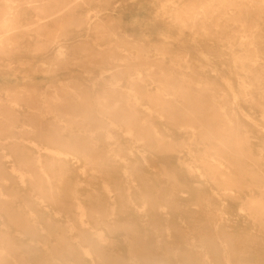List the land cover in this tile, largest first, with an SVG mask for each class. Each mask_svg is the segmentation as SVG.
I'll return each instance as SVG.
<instances>
[{
  "label": "rangeland",
  "instance_id": "obj_1",
  "mask_svg": "<svg viewBox=\"0 0 264 264\" xmlns=\"http://www.w3.org/2000/svg\"><path fill=\"white\" fill-rule=\"evenodd\" d=\"M80 1L11 3L15 28L0 44V264H264L252 205L264 199V0ZM201 3L218 10L188 20ZM152 78L183 92L151 102ZM210 119L219 137L196 123ZM235 136L242 153L216 139ZM213 156L241 187L214 178Z\"/></svg>",
  "mask_w": 264,
  "mask_h": 264
},
{
  "label": "bare ground",
  "instance_id": "obj_2",
  "mask_svg": "<svg viewBox=\"0 0 264 264\" xmlns=\"http://www.w3.org/2000/svg\"><path fill=\"white\" fill-rule=\"evenodd\" d=\"M54 1V0H53ZM90 1V0H89ZM93 1V0H92ZM92 1H90V2H92ZM96 2L98 1V0H95ZM254 1L255 0H249V4H248V6H250V7H253V6H255V3H254ZM2 2H3V8H2V12H1V20H0V27L3 29V31L2 32H0V44L1 43H8L9 42V39L10 38H8L11 34H12V32H13V29L15 28V25H14V21H15V10L13 9V6L11 5V3H12V0H2ZM72 2H81L80 0H72ZM94 2V1H93ZM52 3V2H51ZM60 3V2H59ZM66 3H68L67 1H66ZM81 3H83V2H81ZM87 3V2H86ZM30 4V3H29ZM40 4V3H39ZM88 4V3H87ZM91 4V3H90ZM89 4V5H90ZM31 5V4H30ZM55 5V4H54ZM56 5H57V3H56ZM85 5V4H84ZM60 5H58V7H59ZM72 6V5H71ZM71 6H70V8H71ZM82 6V5H81ZM51 7H52V5H51ZM55 7V6H54ZM74 7V6H73ZM77 7V6H76ZM78 7L80 8V6H79V4H78ZM97 7V6H96ZM133 7V6H132ZM56 8V7H55ZM61 7H59V9H60ZM63 8V7H62ZM93 8V7H92ZM95 8V7H94ZM93 8V9H94ZM141 8V7H140ZM28 9V8H27ZM58 9V10H59ZM78 9V8H77ZM90 9H91V7H90ZM92 9V10H93ZM208 8L207 7H205L204 5H202V3L200 4V6H194L192 9H190L189 11H188V14H187V19L188 20H190V21H192V22H196V21H198L200 18H203V19H200V20H210L209 19V17H206L205 15H206V13H207V11H210V12H212V13H215L218 9L217 8H215L214 7V5L210 8V10H207ZM74 10V9H73ZM97 10H99V9H97ZM34 11V10H33ZM55 11V10H54ZM65 11V10H64ZM71 11H72V8H71ZM76 11V10H75ZM53 12V11H52ZM239 12H241L240 10H239ZM69 13V12H68ZM78 13V12H77ZM76 13V14H77ZM84 13V12H83ZM82 13V14H83ZM102 13H105V12H102ZM211 13V14H212ZM65 14V13H64ZM66 14H67V12H66ZM70 14H71V12H70ZM79 14V13H78ZM80 14H81V12H80ZM87 14V13H86ZM39 15V14H38ZM61 15H62V13H61ZM72 15H74L73 13L71 14V15H69V16H72ZM58 16H60L59 14H58ZM81 16H83V15H81ZM108 16V15H107ZM202 16V17H201ZM24 17V16H23ZM66 17V16H65ZM73 17V16H72ZM72 17H70V18H72ZM79 17V16H78ZM25 18V17H24ZM55 18V17H54ZM59 18V17H58ZM75 18V17H74ZM91 18V17H90ZM21 19H22V16H21ZM52 19H53V17H52ZM56 19H57V17H56ZM78 19V18H77ZM81 18L79 17V19L78 20H80ZM98 19V18H97ZM108 19V18H107ZM29 20V19H28ZM49 20V19H48ZM75 20H76V18H75ZM94 20V19H93ZM19 21V20H18ZM17 21V22H18ZM74 21V20H73ZM29 22V21H28ZM46 22V21H45ZM50 22V21H49ZM89 22V21H88ZM87 22V23H88ZM99 22V21H98ZM19 23H21L20 21H19ZM24 23H26V22H24ZM47 23V22H46ZM90 23V22H89ZM23 24V23H22ZM19 25V24H18ZM34 25V24H33ZM54 25V24H53ZM52 25V26H53ZM92 25V24H91ZM50 26V25H49ZM90 26V25H89ZM88 26V27H89ZM93 27V26H92ZM35 28V27H34ZM46 30V29H45ZM36 31H38V30H36ZM43 31V30H42ZM41 32V31H40ZM94 33V32H93ZM32 35V34H31ZM52 35V34H51ZM27 36H28V34H27ZM30 36V35H29ZM34 36V35H33ZM100 36V35H99ZM31 37V36H30ZM29 37V38H30ZM112 37V36H111ZM81 38V37H80ZM28 39V38H27ZM57 39V38H56ZM59 40V39H58ZM63 40H65V39H63ZM62 40V41H63ZM113 40V39H112ZM61 41V42H62ZM32 42V41H31ZM57 42V41H56ZM74 42V41H73ZM50 43V42H49ZM101 43V42H100ZM26 44V43H25ZM24 44V45H25ZM29 44V43H28ZM62 44V43H61ZM22 45V44H21ZM20 45V46H21ZM55 45V44H54ZM60 45V44H59ZM103 45V44H102ZM19 46V45H18ZM23 46V45H22ZM22 46H21V49H23L22 48ZM28 47V46H27ZM55 47V46H54ZM16 48V47H15ZM53 48V47H52ZM88 48H89V46H88ZM20 49V50H21ZM59 49V48H58ZM25 51H26V49H24ZM51 50V49H50ZM123 50V49H122ZM23 51V50H22ZM78 51V50H77ZM28 52V51H27ZM52 52V51H51ZM69 53V52H68ZM125 53V52H124ZM39 54V53H38ZM58 54H59V58H62L63 56H64V51H59L58 50ZM41 55V53L39 54V56ZM71 55V54H70ZM33 56V55H32ZM46 57H47V55H46ZM45 57V58H46ZM53 57V56H52ZM56 58V57H55ZM73 58V57H72ZM137 59V58H136ZM135 59V60H136ZM41 60V59H40ZM39 60V61H40ZM60 60V59H59ZM72 60V59H71ZM117 59H115V61H116ZM123 60H127L126 58H124ZM114 61V60H113ZM100 62V61H99ZM56 63H58V62H56ZM32 64V63H31ZM30 64V65H31ZM34 65V64H33ZM113 66H114V64H113ZM119 66L120 65H116V67H118L119 68ZM1 67V66H0ZM107 67V66H106ZM3 68V67H2ZM5 68V67H4ZM137 68V67H136ZM29 69V68H28ZM138 69V68H137ZM136 69V70H137ZM147 69H149V67H147ZM26 71V70H25ZM28 71V70H27ZM62 72V71H61ZM115 72V71H114ZM127 73V72H126ZM150 77H152V76H150ZM258 77H261V76H258ZM257 77V81L259 82V83H261L264 79L263 78H258ZM138 80H143V78H137ZM155 82H156V84H157V93L159 94L158 96H156V97H148V99L151 101V102H160V101H162L163 100V98H164V96L165 95H175L177 92L178 93H181V92H183V91H176V90H170L169 88H167V87H169V86H171V85H173L172 84V82L170 81V80H157V79H154V78H152ZM43 81V80H42ZM43 83V82H42ZM19 84V83H18ZM35 84H37V83H35ZM40 84V83H39ZM46 84V83H45ZM5 85V84H4ZM183 85V84H182ZM12 86V85H11ZM14 86V85H13ZM16 86V85H15ZM40 86V85H39ZM6 87V86H5ZM17 88V87H16ZM19 91V90H18ZM131 91H134L133 89H131ZM3 92V91H2ZM5 92V91H4ZM135 93V92H134ZM19 94V93H18ZM39 97V96H38ZM43 98H44V100L45 101H49L50 99L47 97V98H45L44 96H43ZM40 99V98H39ZM135 99V101H139V97H135L134 98ZM178 99V98H177ZM175 97H174V101H178ZM11 100V99H10ZM53 100H55L54 98H53ZM119 100V99H118ZM126 100H130L129 98H127ZM189 102H192L191 100H193L194 102L193 103H195L196 102V104H198V102H202L203 100H198V99H191L190 97H188V99H187ZM3 102V101H2ZM82 105V104H81ZM47 106L48 105H46V108H47ZM118 106V105H117ZM115 106L116 108H118V109H120L121 107L120 106ZM84 107V106H83ZM195 107H197L198 109H199V106H195ZM49 109H50V107H49ZM86 109V108H85ZM71 110V109H70ZM50 111V110H49ZM48 111V108H47V112H49ZM51 111H52V109H51ZM191 112L192 113H187V115L186 116H190V117H193V118H199V116L197 115V111H192L191 110ZM90 113V112H89ZM131 114V113H130ZM39 115V114H38ZM41 115V114H40ZM114 117H117V116H120V117H129V115L127 114V115H125L124 113H122V112H118V113H114V114H112ZM132 115V114H131ZM170 115H173V114H170ZM190 117H189V119H190ZM89 118V117H88ZM7 119V118H6ZM187 121H188V119H186ZM223 120V119H222ZM62 121V120H61ZM185 121V120H184ZM228 122H230V121H228ZM116 123L117 122H113V121H111L110 122V124H112V125H116ZM123 123H125V124H128V122H123ZM196 123H199V124H206V127L205 128H207V132H209V134H214V133H217V137H219V132H216L215 130H214V128H212V124H214V122H213V120H203V121H197L196 120ZM135 123H131L129 126H128V130H131V129H133V125H134ZM185 127V128H189V130L191 131V133L192 134H194L195 133V130H194V122H186V123H180V127ZM135 130V129H134ZM142 131V130H141ZM90 132V134L93 132V130H91V131H89ZM107 133V136L108 137H111V132L110 131H107L106 132ZM221 133V132H220ZM144 134V133H143ZM210 138H213V137H210ZM217 140H218V142H219V144H220V146H221V148L222 147H224V146H227L229 143H232V145L237 149V151L238 152H243V150H244V141H242L241 139H239L237 136H235L234 138H232V139H229V140H227V141H223V139H221V138H216ZM246 142V141H245ZM214 145V144H213ZM221 150H223V149H221ZM227 150V149H226ZM229 150V149H228ZM215 155V154H214ZM229 155H231V154H229ZM237 155V154H236ZM219 156V155H218ZM224 156V155H223ZM219 157H221V156H219ZM236 157V156H235ZM143 158H145V157H143ZM208 159V158H207ZM222 159V158H221ZM221 159H219V160H221ZM234 159V158H233ZM145 160V159H144ZM213 160H216L217 161V163H216V165H214L213 166V171L212 170H210V171H212V172H214L213 173V176H214V178L215 179H217V175L219 176V178H220V180H221V182H223V183H226V181L225 180H227V182H228V185H230V186H234V185H237V187H241L242 185L241 184H237L235 181V179H237L236 178V176H235V174H237V173H234V171H232V172H230L229 171V173H227V175L225 174V173H222V172H220V167H221V165H222V162H218L219 160H217L214 156H213ZM227 160V159H226ZM232 160V159H231ZM236 158H235V161L233 162V161H231V162H229L230 163V165H229V168L234 164V163H236ZM136 162V161H135ZM213 162V161H212ZM206 163V162H205ZM214 163V162H213ZM238 163V162H237ZM208 164V163H207ZM210 164H212V163H210ZM239 164V163H238ZM32 165V164H31ZM52 165H54V166H56V163L55 162H51V166ZM240 165V164H239ZM135 166V165H134ZM238 166V165H237ZM112 167H116V165H113ZM124 168H126L125 166H124ZM137 168V167H136ZM135 168V169H136ZM246 168V167H245ZM127 169H128V167H127ZM138 169V168H137ZM208 169H209V167H208ZM125 171L123 172L125 175L124 176H128L129 175V170H126V169H124ZM134 170V169H133ZM1 171V170H0ZM24 171V170H23ZM29 171V170H28ZM50 172H52L53 170L51 169V170H49ZM241 168H239V171H238V173H239V175L241 176V174H243V173H241ZM16 172V171H15ZM21 172V171H20ZM30 173H32V172H30ZM106 173V172H105ZM241 173V174H240ZM32 175V174H31ZM249 175H251L252 176V178H257V177H260L261 175L258 173V172H255V173H253V174H249ZM121 173H120V175H119V178L120 177H124ZM239 177V176H238ZM119 178H116L115 180H119ZM240 178V177H239ZM243 178V177H242ZM241 178V179H242ZM250 178V177H249ZM40 180H41V178H39ZM49 179V178H48ZM47 179V180H48ZM214 179V180H215ZM251 179V178H250ZM246 180H248V179H246ZM254 180V179H253ZM252 180V182L254 183L255 181H253ZM249 182H250V180H249ZM163 184H165V183H163ZM42 185V184H41ZM148 187V186H147ZM150 189V188H149ZM229 191L230 190H232L233 189V187H230V188H227ZM58 190V189H57ZM104 190H105V195H104V198H105V200L107 199V197L109 198V197H112L111 195H110V192H111V188L110 187H106V188H104ZM0 194H2V193H0ZM251 194V193H250ZM154 195V194H153ZM162 195V194H161ZM161 195H160V198H161ZM262 195V194H261ZM17 196V195H16ZM73 196V195H72ZM71 196V197H72ZM127 196L129 197V198H132V194H127ZM155 196V195H154ZM164 196V195H163ZM128 197H127V199H128ZM152 196H150V198H151ZM261 197V196H260ZM236 198V197H235ZM262 199H260L259 201H253V203H252V205H253V207H258L260 210H261V215L263 216V218H264V199H263V197H261ZM89 199V198H88ZM72 202L74 203H76V202H79L80 200L77 198V197H75V196H73L72 197ZM104 200V201H105ZM108 200H110V199H108ZM123 200V199H122ZM153 200V199H152ZM256 200V199H255ZM90 201L92 202L93 201V199H90ZM59 202V201H58ZM60 202H61V200H60ZM96 202H98L99 204H101L102 205V203L103 202H100V201H96ZM108 202V201H107ZM90 203V202H89ZM106 203V202H105ZM72 204V203H71ZM209 204H210V202H209ZM242 204V203H241ZM59 205V204H58ZM106 205H107V203H106ZM128 205H129V203H128ZM208 205V204H207ZM249 207V206H248ZM208 209V208H207ZM206 210V209H205ZM256 210V209H255ZM151 211V210H150ZM153 211H154V209H153ZM91 212H93V213H98V214H103V213H105V211L103 212V210L102 209H92L91 210ZM103 212V213H102ZM155 212V211H154ZM153 213V212H152ZM160 214V213H159ZM76 215L78 216V213H76ZM152 215V214H151ZM153 216V215H152ZM151 216V217H152ZM157 215L155 214V216L154 217H156ZM234 220V219H233ZM194 221V220H193ZM199 221V220H198ZM197 221V222H198ZM136 222V221H135ZM140 222V221H139ZM230 222V221H229ZM173 224V223H172ZM139 225V224H138ZM154 225H155V223H154ZM182 225V224H181ZM156 226V225H155ZM174 226V225H173ZM199 226H200V224H199ZM218 226H220V225H218ZM197 227V226H196ZM219 228V227H218ZM217 228V229H218ZM140 229V228H139ZM200 229V228H199ZM252 229V228H251ZM250 229V230H251ZM215 231H216V229H215ZM158 232V231H157ZM164 232V231H163ZM203 232H205V230L203 231ZM211 232V231H210ZM165 233V232H164ZM163 233V234H164ZM231 233H234V232H231ZM212 234V233H211ZM228 234V233H227ZM166 235V234H165ZM199 236H200V234H199ZM203 236V235H202ZM248 236H250V235H248ZM93 237V236H92ZM231 237V236H230ZM241 237V236H240ZM232 238V237H231ZM234 238V237H233ZM259 238H260V236H259ZM235 239V238H234ZM243 239V238H242ZM87 240V239H86ZM99 240V239H98ZM135 240V239H134ZM244 240V239H243ZM89 241V240H88ZM232 241V240H231ZM260 241V240H259ZM162 242V241H161ZM234 242V241H233ZM40 243V242H39ZM164 243V242H163ZM223 243V242H222ZM222 243H221V245H222ZM237 243V242H236ZM239 243V242H238ZM243 243V242H242ZM252 243V242H251ZM224 244V243H223ZM253 244V243H252ZM225 245V244H224ZM254 245H255V243H254ZM44 246V245H43ZM244 246H247V245H244ZM211 247V246H210ZM213 247V246H212ZM223 247H225V246H223ZM233 247V246H232ZM47 247L46 246H44L42 249H40V252H41V254H42V256H44V254H46V249ZM53 248V247H52ZM173 248V247H172ZM234 248V247H233ZM50 249V248H49ZM54 249V248H53ZM229 249V248H228ZM245 249V248H244ZM51 250V249H50ZM56 250V249H55ZM235 251V250H234ZM249 251V250H248ZM171 252V251H170ZM236 252H238V251H236ZM250 252V251H249ZM167 253V252H166ZM186 253V252H185ZM189 253V252H188ZM193 253V252H192ZM195 253V252H194ZM240 253V252H239ZM248 253V252H247ZM241 254V253H240ZM185 255H187V253L185 254ZM200 255V254H199ZM248 256H250L249 254H247ZM252 255V254H251ZM70 256V255H69ZM80 256H81V254H80ZM141 256V255H140ZM241 256H242V254H241ZM259 256V255H258ZM63 257V256H62ZM68 257V256H67ZM8 258V257H7ZM231 258V257H230ZM260 257H258V259H259ZM67 259V258H66ZM239 259V258H238ZM189 260V259H188ZM257 260V259H256ZM42 261V260H41ZM247 261V260H246ZM259 261V260H258ZM171 262V261H170ZM186 262V261H185ZM197 262H198V260H197ZM238 262V261H237ZM242 262V261H241ZM243 262H245V259H244V261ZM250 262V261H249ZM172 263V262H171ZM174 263V262H173ZM149 264V263H148ZM200 264V263H199ZM220 264V263H219ZM252 264V263H251Z\"/></svg>",
  "mask_w": 264,
  "mask_h": 264
}]
</instances>
